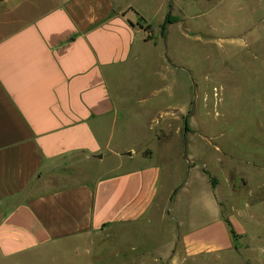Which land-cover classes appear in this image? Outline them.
Returning a JSON list of instances; mask_svg holds the SVG:
<instances>
[{"label":"crops","instance_id":"0c3cea01","mask_svg":"<svg viewBox=\"0 0 264 264\" xmlns=\"http://www.w3.org/2000/svg\"><path fill=\"white\" fill-rule=\"evenodd\" d=\"M135 18L146 21L122 0H0V264H59L63 253L78 258L85 238L142 228L166 206L175 210L177 197L160 194V166L143 157L138 167L103 176L86 170L121 156L112 142L123 117L138 122L157 105L129 96L140 91L122 84L144 55ZM252 169L264 177L260 164ZM206 175L210 195L196 216L209 221L179 244L175 233L168 238L167 264L203 255L215 263L264 264V234L254 235L258 245L246 258L247 230L235 228L214 194L222 185L217 181L214 190ZM225 186L230 196L253 189L249 207L264 202V181L252 188L235 167ZM189 202L196 212L197 200Z\"/></svg>","mask_w":264,"mask_h":264},{"label":"rangeland","instance_id":"374dc122","mask_svg":"<svg viewBox=\"0 0 264 264\" xmlns=\"http://www.w3.org/2000/svg\"><path fill=\"white\" fill-rule=\"evenodd\" d=\"M122 3L147 21H133L145 40L138 49L144 55L129 65L122 84L140 91L129 90V96L141 94L148 104L157 105L150 106L138 122L123 117L112 142V149L121 156H106L100 168L86 170L93 177L103 176L121 166L122 170L138 167L143 157L161 168V196H172L170 201L177 197V203L174 211L166 206L155 214V222L142 228H119L117 233L105 231L85 238L78 258L63 253L64 262L59 264H73L76 258V264H167L168 238L175 233L179 244L193 227L209 221L196 216L210 195L208 172L214 190L217 181L222 185L220 194L214 192L219 206L236 219V229L247 230L252 252L245 256L252 260L258 245L253 237L264 234V202L249 207L253 189L230 196L225 185L233 167L252 188L264 181L252 169L253 165L264 167V0ZM168 14L179 22L167 25L162 36L161 25ZM123 152L131 153L133 159L127 160ZM240 159L248 163L241 165ZM194 198L196 212L189 205ZM239 213L244 220L236 217ZM234 243L239 247L235 238ZM179 255L182 261L184 253ZM199 263L236 264L215 263L212 255L181 262Z\"/></svg>","mask_w":264,"mask_h":264},{"label":"trees","instance_id":"16d2710c","mask_svg":"<svg viewBox=\"0 0 264 264\" xmlns=\"http://www.w3.org/2000/svg\"><path fill=\"white\" fill-rule=\"evenodd\" d=\"M177 22H179V18L178 17H173L170 14H168L165 17V19H164V21H163V23L161 25V35L164 36L167 25L174 24V23H177ZM171 198H172V196H171ZM230 228H231V226H230ZM230 231H231L232 237L235 238V234H234L233 230L230 229Z\"/></svg>","mask_w":264,"mask_h":264},{"label":"water","instance_id":"95a60500","mask_svg":"<svg viewBox=\"0 0 264 264\" xmlns=\"http://www.w3.org/2000/svg\"><path fill=\"white\" fill-rule=\"evenodd\" d=\"M131 153H127L128 156H130Z\"/></svg>","mask_w":264,"mask_h":264}]
</instances>
